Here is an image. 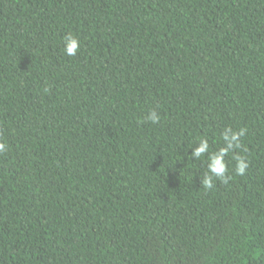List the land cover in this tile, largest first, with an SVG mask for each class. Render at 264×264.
Returning <instances> with one entry per match:
<instances>
[{"label":"trees","instance_id":"obj_1","mask_svg":"<svg viewBox=\"0 0 264 264\" xmlns=\"http://www.w3.org/2000/svg\"><path fill=\"white\" fill-rule=\"evenodd\" d=\"M0 141V264H264V0H0Z\"/></svg>","mask_w":264,"mask_h":264},{"label":"clouds","instance_id":"obj_2","mask_svg":"<svg viewBox=\"0 0 264 264\" xmlns=\"http://www.w3.org/2000/svg\"><path fill=\"white\" fill-rule=\"evenodd\" d=\"M81 48V41L78 36L69 33L64 37L63 51L68 56H76ZM146 119L153 124L160 123V116L155 109L151 110ZM246 130H233L227 127L221 133L223 146L218 150H212L207 137H200L197 141L198 147L192 152V158L200 159L207 156V171L203 176V186L207 189L213 187L214 180L219 179L227 184L233 177L230 175L229 163L226 159L231 154L232 159L236 161L234 173L237 176H244L250 161L246 156L236 155L235 153L241 148V138L245 135ZM8 145L0 141V153L6 152Z\"/></svg>","mask_w":264,"mask_h":264}]
</instances>
